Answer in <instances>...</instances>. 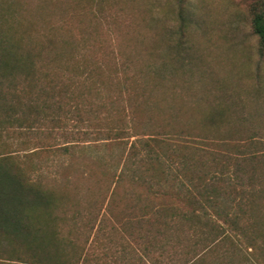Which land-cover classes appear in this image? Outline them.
I'll return each instance as SVG.
<instances>
[{"label":"trees","instance_id":"obj_1","mask_svg":"<svg viewBox=\"0 0 264 264\" xmlns=\"http://www.w3.org/2000/svg\"><path fill=\"white\" fill-rule=\"evenodd\" d=\"M80 6L0 0V264H264V113L199 117L183 7L139 65Z\"/></svg>","mask_w":264,"mask_h":264},{"label":"rangeland","instance_id":"obj_2","mask_svg":"<svg viewBox=\"0 0 264 264\" xmlns=\"http://www.w3.org/2000/svg\"><path fill=\"white\" fill-rule=\"evenodd\" d=\"M17 1L33 16L84 4V24L105 36L113 30L116 50L132 54L139 65L155 61L158 53L172 59L170 47H176L174 31L183 7L190 25L180 50L197 65L192 73L199 79V117L219 102L254 116L264 113V57L252 28L253 13L264 0H55L43 8L41 0ZM235 251V259L244 261L245 255L249 264L261 258Z\"/></svg>","mask_w":264,"mask_h":264}]
</instances>
